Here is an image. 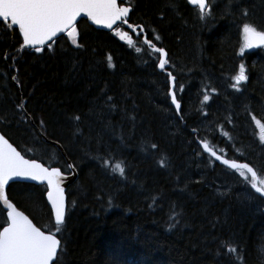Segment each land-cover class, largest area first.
Listing matches in <instances>:
<instances>
[{"label": "trees", "instance_id": "16d2710c", "mask_svg": "<svg viewBox=\"0 0 264 264\" xmlns=\"http://www.w3.org/2000/svg\"><path fill=\"white\" fill-rule=\"evenodd\" d=\"M207 3L204 19L184 0L120 3L131 8L128 23L167 53L178 114L158 54L122 24L106 32L81 19L73 37L66 32L37 53L0 21V133L25 158L64 174L69 161L77 175L60 233L44 186L6 191L61 239L60 264H264V201L248 175L198 145L264 176V46L240 51L244 23L264 31V0ZM241 64L248 80L236 85ZM6 223L0 207V231Z\"/></svg>", "mask_w": 264, "mask_h": 264}, {"label": "snow or ice", "instance_id": "6c2138e0", "mask_svg": "<svg viewBox=\"0 0 264 264\" xmlns=\"http://www.w3.org/2000/svg\"><path fill=\"white\" fill-rule=\"evenodd\" d=\"M189 3L198 5L200 18L208 14L206 9L210 10L207 0H189ZM130 8L120 7L117 0H0V19L11 22V25L18 26L19 33L23 37V47H32L37 53L43 50V46L52 41L59 33L67 32L69 37L77 32L76 22L81 16L87 17L94 24L103 25L112 29L114 25L128 24L129 28L134 25L128 23V14ZM123 39L125 34L117 33ZM159 39V37H157ZM146 43H149L147 40ZM73 44L76 39L73 38ZM131 43V41H129ZM79 46V45H77ZM153 50L160 54L159 68L164 70L168 61L164 58L167 53L162 47H155L149 43ZM257 46H264V31L257 30L250 23L243 24V45L244 49H250ZM139 51V49H137ZM108 66L112 67V57H107ZM168 78L172 88H175L176 77L168 72ZM16 79V77H12ZM236 85L248 80L245 66H239V73L234 77ZM184 91L183 86L180 92ZM239 91V88H237ZM171 103L176 110L181 109V103L177 99L174 91H170ZM111 100V97H108ZM203 100L207 102L209 96L205 95ZM22 107V106H21ZM79 119V117H76ZM255 119V118H254ZM260 124L259 121H256ZM43 123V122H41ZM264 132V125H261ZM264 141V135L261 136ZM156 145L153 144L152 148ZM205 151H210L216 160L224 165L239 171L240 176L248 180L247 174H251L249 183L261 197H264V176H258L248 164L236 165L230 164L229 160L222 159L215 151L209 148L205 143ZM106 164L107 161H104ZM68 168H73L69 164ZM115 169L123 176L125 168L120 164H115ZM15 178H24L26 180L38 181L46 185L47 201L50 203V213L54 214L55 232H61V226L66 222V196L65 188L62 187L64 177L59 167H45L43 163H38L36 159H26L21 152L3 135H0V201L7 206V226L0 231V264H60L58 250L62 254V241L55 234H46L38 228L32 220L22 211H18L12 203L9 202L5 194L6 186ZM235 251V249H232Z\"/></svg>", "mask_w": 264, "mask_h": 264}, {"label": "water", "instance_id": "95a60500", "mask_svg": "<svg viewBox=\"0 0 264 264\" xmlns=\"http://www.w3.org/2000/svg\"><path fill=\"white\" fill-rule=\"evenodd\" d=\"M184 1L187 3L188 6H190V7H192V8H197V9H199V6H198V5H193V4L189 3V0H184ZM124 2H125V0H117V3H118V5H119L120 7H128V8H130L129 6H127V5H125V4H120V3H124ZM199 11H200V10H199ZM130 12H131V8H130L129 14H130ZM129 14H128V18H129ZM81 19L87 21L88 24H89L90 26H92L94 29H96V30H100V31H106V32H110V31H112V29H113L114 27H116L117 25H121V24L118 23L117 25H114L112 29H108V28L104 27L103 25H97V24H94L90 19H88L87 17H84V16L79 17V18L77 19V22H78L79 20H81ZM0 21H3V20L0 19ZM4 22H8V23L11 25L10 20H9V21H4ZM77 22H76V23H77ZM122 25H123V27H125V29H127L129 32H132V33H134V34H140V35L142 36V43L148 48V50H150V51L153 52V53L158 54L159 59L161 58V57H160V54L157 53V52H155V51L153 50V48L149 46V43H150L151 45H154V44H153L151 41L147 40L146 35H145L144 30H143L142 27L129 28L127 23L122 24ZM11 26H12L14 29H16V30L18 31V33H19L18 26H13V25H11ZM65 33H66V32H65ZM62 34H64V33H59V34H57V36L54 37L52 41H54L56 38H58V37L61 36ZM19 35H20V37H21V39H22V48H23V49H28V50L34 49V48H32V47H27V48L23 47V37H22V35H21L20 33H19ZM125 36H126V35H124V37H125ZM146 40H147L149 43H146V42H145ZM52 41L47 42L44 46L50 44ZM154 46H155V45H154ZM155 47H157V46H155ZM164 58L166 59V57H164ZM157 69H158L159 72H164V73L168 76V72H166V71H164V70H161V69L159 68V60H158ZM168 80H169V78H168ZM174 89H175V88H172V86H171V82H170V80H169V92H170V91H174ZM169 92H168V97H169V100H170V104H171L172 108L175 110L176 114H178L179 111H177L176 108H175V106L172 105V103H171V96L169 95ZM174 92H175V91H174ZM0 135H1V134H0ZM5 139H6V138H5ZM9 143H10V142H9ZM49 143H50L51 145H54V146L57 148V150L63 155V152H62V150H61V148H60V146H59L58 144L53 143V142H49ZM198 143H199V146H200V148H201L202 153L205 154L206 156H208V157H209L214 163H216V164H218V165H221V166H223V167H225V168H227V169H229V170L237 171L236 169L230 167L229 165H224L221 161L216 160V158H215L214 156L211 155V152H210V151H205V150H204V147H203V145L205 144L204 142L199 141ZM12 146H13V145H12ZM13 147H14V146H13ZM209 148H210V147H209ZM210 149H211V148H210ZM211 150H212V149H211ZM17 151H18V150H17ZM216 154L219 155L218 153H216ZM63 156H64V155H63ZM219 156H221L222 159H226V158H225L224 156H222V155H219ZM26 159H27V158H26ZM227 160H228V159H227ZM38 163H39V162H38ZM229 163H230V164L235 163L236 165L245 164V163L238 162V161H235V160H229ZM69 164H71V163H70L69 161H66L67 168H68V165H69ZM71 165H72V164H71ZM45 167H47V166H45ZM49 168H51V167H49ZM68 171H69V173H65V174L61 172V173H62V176L64 177V181H63V183H62V187L65 188V196H66V190H67V188H68V187H69V186L75 181L76 176H77V175H76V171H75L74 168H71V169L68 168ZM247 175L251 178V174H250V173L247 174ZM13 183H24V184L34 185V186H44L45 189H46V185H45V184H42V183H40V182H38V181L26 180V179H24V178H15L13 181H10V182H9V185H10V184H13ZM9 185H8V186H9ZM8 186H6L5 194H6V191H7ZM250 188H251V186H250ZM251 190H252V192H253L256 196H258L260 199H262V200L264 201V197H261L258 193L255 192L254 189L251 188ZM44 198H45L46 205H47V207H48L49 210H50L51 205H50V203L47 201V193H46V192H45V196H44ZM9 202H10V201H9ZM10 203H11V202H10ZM13 206H14V205H13ZM0 207H1L2 210L5 212V217H6V222H7V211H8L7 206L4 205L2 201H0ZM14 207H15V206H14ZM15 208H16V207H15ZM16 209H17V208H16ZM17 210H18V209H17ZM18 211H20V210H18ZM51 217H52L53 223H54V225H55V218H54V214H53V213H51ZM5 226H7V223H6ZM5 226H4V227H5ZM2 230H3V228L1 229V231H2ZM45 233H46V234H54V233H51V232H45ZM58 252H59V250H58ZM53 263H54V262H53Z\"/></svg>", "mask_w": 264, "mask_h": 264}, {"label": "rangeland", "instance_id": "374dc122", "mask_svg": "<svg viewBox=\"0 0 264 264\" xmlns=\"http://www.w3.org/2000/svg\"><path fill=\"white\" fill-rule=\"evenodd\" d=\"M116 33H119L118 31L116 32ZM242 42H241V46H240V51H241V48H242V45H243V31H242ZM247 49V48H246ZM245 50V49H244ZM247 50H254V48H252V49H247ZM199 141H201V140H199ZM198 141V142H199ZM199 144V143H198ZM208 163H209V161H207ZM222 186V185H221Z\"/></svg>", "mask_w": 264, "mask_h": 264}, {"label": "bare ground", "instance_id": "6f19581e", "mask_svg": "<svg viewBox=\"0 0 264 264\" xmlns=\"http://www.w3.org/2000/svg\"><path fill=\"white\" fill-rule=\"evenodd\" d=\"M202 142H204V143H206L205 141H202ZM199 145V144H198ZM200 147V146H199ZM210 147V146H209ZM211 148V147H210ZM212 149V148H211ZM200 150H201V148H200ZM213 150V149H212ZM214 151V150H213ZM202 152V151H201ZM69 173V172H68ZM77 177V176H76ZM76 180V179H75ZM251 186V185H250ZM250 186H249V189H250V191L252 192V190H251V188H250ZM253 193V192H252ZM254 194V193H253ZM255 195V194H254ZM256 196V195H255ZM256 197H258V196H256Z\"/></svg>", "mask_w": 264, "mask_h": 264}, {"label": "flooded vegetation", "instance_id": "af4514ba", "mask_svg": "<svg viewBox=\"0 0 264 264\" xmlns=\"http://www.w3.org/2000/svg\"><path fill=\"white\" fill-rule=\"evenodd\" d=\"M123 34H125V35H127L126 33H123ZM259 46H257V47H253L254 49H256V48H258ZM250 49H252V48H250ZM247 50V49H246ZM247 51H252V50H247ZM1 134V133H0ZM2 135V134H1ZM207 143V142H206ZM208 144V143H207ZM211 147V146H210ZM45 166V165H44ZM48 167V166H47Z\"/></svg>", "mask_w": 264, "mask_h": 264}]
</instances>
